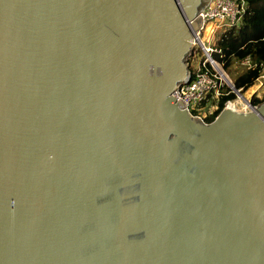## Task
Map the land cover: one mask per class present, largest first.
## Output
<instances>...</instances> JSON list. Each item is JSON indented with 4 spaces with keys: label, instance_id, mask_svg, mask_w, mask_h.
Segmentation results:
<instances>
[{
    "label": "water",
    "instance_id": "1",
    "mask_svg": "<svg viewBox=\"0 0 264 264\" xmlns=\"http://www.w3.org/2000/svg\"><path fill=\"white\" fill-rule=\"evenodd\" d=\"M208 1L0 0V264H264V98H180Z\"/></svg>",
    "mask_w": 264,
    "mask_h": 264
},
{
    "label": "built area",
    "instance_id": "2",
    "mask_svg": "<svg viewBox=\"0 0 264 264\" xmlns=\"http://www.w3.org/2000/svg\"><path fill=\"white\" fill-rule=\"evenodd\" d=\"M245 8L244 0H209L201 10L203 22L201 28L204 26L205 21H215L218 23V27L223 26L218 34V36H221L230 27L237 24L245 13ZM208 32L207 35L210 34L211 29ZM195 45L203 52V57L200 58L195 70L191 72L190 79L180 84L178 88L180 98L184 99L187 104V110L203 121L204 117L209 116L216 110L221 97L231 92L234 93V98L238 97L237 95H241L243 99L245 97L241 94V88H235L227 74L222 70V63L211 58L210 54L214 51V48L211 45H205L203 43L199 32L194 41ZM235 62L244 69L255 66L248 55L240 57ZM259 89H261L262 93L264 92V65L253 81L249 96ZM231 99L233 98H225L221 108H223L225 101ZM247 105L253 106L250 103V97L247 98Z\"/></svg>",
    "mask_w": 264,
    "mask_h": 264
},
{
    "label": "trees",
    "instance_id": "3",
    "mask_svg": "<svg viewBox=\"0 0 264 264\" xmlns=\"http://www.w3.org/2000/svg\"><path fill=\"white\" fill-rule=\"evenodd\" d=\"M245 13L236 25L223 35L218 37L213 44L214 51L210 56L220 61L222 67L228 70L232 62L244 55H248L254 67L244 69L235 74L232 84L235 88H241V92L251 86L261 67L264 65V0H244ZM194 53V52H193ZM192 53V54H193ZM189 59V58H188ZM191 72L192 69L190 68ZM234 93L223 96L218 101L216 110L207 117L204 122H210L222 107L225 98H234ZM264 98V92L260 97L252 95L250 103L255 105Z\"/></svg>",
    "mask_w": 264,
    "mask_h": 264
},
{
    "label": "rangeland",
    "instance_id": "4",
    "mask_svg": "<svg viewBox=\"0 0 264 264\" xmlns=\"http://www.w3.org/2000/svg\"><path fill=\"white\" fill-rule=\"evenodd\" d=\"M210 26V27H207ZM223 28V26L218 27V23L215 21H205L204 22V26L200 29L199 31V36L201 38V40L203 41V43L205 45H211L213 47L214 42L216 41V39L220 36H218L220 29ZM209 29H211V32L209 35H207L209 32ZM194 52V53H193ZM193 54H191V56H189L187 59L188 63H189V67L192 69V71L195 70L197 63L199 62L200 58L203 57V52L198 48L197 45L194 46L193 48ZM221 68L222 70L227 74L228 78L231 80L232 82V78L235 74L240 73L243 70V67L239 66L236 64V62H232L231 65L228 67L227 69H224L222 67L221 64ZM250 87V89H249ZM248 88H246L245 90L242 91V95L245 97V99L252 97V95H255L257 97H260L262 94L261 89L257 90L255 93L251 94L249 96V94L251 93V88L252 85L249 86ZM248 94V96H247Z\"/></svg>",
    "mask_w": 264,
    "mask_h": 264
}]
</instances>
